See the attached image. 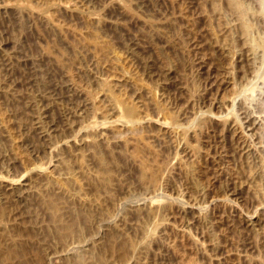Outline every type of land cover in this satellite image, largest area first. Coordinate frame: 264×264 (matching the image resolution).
Listing matches in <instances>:
<instances>
[{
	"label": "rangeland",
	"instance_id": "obj_1",
	"mask_svg": "<svg viewBox=\"0 0 264 264\" xmlns=\"http://www.w3.org/2000/svg\"><path fill=\"white\" fill-rule=\"evenodd\" d=\"M236 2L0 0V264H264V0Z\"/></svg>",
	"mask_w": 264,
	"mask_h": 264
},
{
	"label": "bare ground",
	"instance_id": "obj_2",
	"mask_svg": "<svg viewBox=\"0 0 264 264\" xmlns=\"http://www.w3.org/2000/svg\"><path fill=\"white\" fill-rule=\"evenodd\" d=\"M234 2V1H233ZM239 2V1H238ZM238 2H236V0H235V3H236V5H237V7L239 8V10L241 11V13H244L245 12V8L241 5V3L239 4ZM235 3H233V5L235 6ZM238 10V9H237ZM238 10V11H239ZM242 17V16H241ZM244 18H245V16H243ZM242 20H244L243 18H242ZM244 26V29L243 30H245L246 32H247V30H248V24L244 21V24H243ZM250 28V27H249ZM247 36H248V34H247ZM251 39V38H250ZM260 40V39H259ZM254 44H256V43H254ZM250 48H251V46H250ZM252 48H254V45L252 44ZM55 201V200H54ZM52 202V201H51ZM50 202V203H51ZM51 205V204H50ZM52 207H55V205L53 204V206ZM64 225V224H63ZM71 227V224L70 225H68V228H70ZM72 229H67V232L68 231H71ZM80 263L81 264H85L83 261H80Z\"/></svg>",
	"mask_w": 264,
	"mask_h": 264
}]
</instances>
